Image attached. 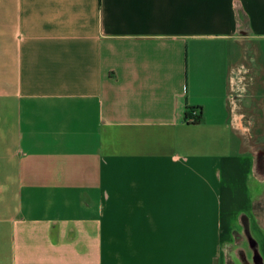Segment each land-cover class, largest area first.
Masks as SVG:
<instances>
[{
    "label": "crops",
    "instance_id": "1",
    "mask_svg": "<svg viewBox=\"0 0 264 264\" xmlns=\"http://www.w3.org/2000/svg\"><path fill=\"white\" fill-rule=\"evenodd\" d=\"M254 255L264 0H0V264Z\"/></svg>",
    "mask_w": 264,
    "mask_h": 264
},
{
    "label": "rangeland",
    "instance_id": "2",
    "mask_svg": "<svg viewBox=\"0 0 264 264\" xmlns=\"http://www.w3.org/2000/svg\"><path fill=\"white\" fill-rule=\"evenodd\" d=\"M240 246H243V245H239V247H240ZM253 247H254L253 245H248V248H249L250 252H251V250H252ZM229 255H230V253H226V258H227V259H228V257H231V256H229ZM255 256H256V255H254V257H253V259H252L253 262H254V264H257L258 262H261V261H260V258H259V255H258V257L256 256L257 259L255 258ZM254 258H255V259H254ZM240 263H242V261H239V262H237V263H236V262H233L232 260H228V261H227V264H240ZM243 263H244V262H243Z\"/></svg>",
    "mask_w": 264,
    "mask_h": 264
},
{
    "label": "trees",
    "instance_id": "3",
    "mask_svg": "<svg viewBox=\"0 0 264 264\" xmlns=\"http://www.w3.org/2000/svg\"><path fill=\"white\" fill-rule=\"evenodd\" d=\"M193 111H195V109H188L187 113H186V119L190 118L193 114ZM201 113L199 114V116L197 117V120L200 121L201 120ZM257 264H261V262H258Z\"/></svg>",
    "mask_w": 264,
    "mask_h": 264
},
{
    "label": "built area",
    "instance_id": "4",
    "mask_svg": "<svg viewBox=\"0 0 264 264\" xmlns=\"http://www.w3.org/2000/svg\"><path fill=\"white\" fill-rule=\"evenodd\" d=\"M198 116H199V112H198V111H193L192 116H191L190 118H188L187 120H188L189 122L195 123V122L198 121V120H197V117H198Z\"/></svg>",
    "mask_w": 264,
    "mask_h": 264
}]
</instances>
